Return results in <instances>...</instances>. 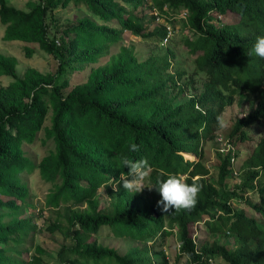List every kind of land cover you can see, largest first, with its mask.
I'll return each mask as SVG.
<instances>
[{
	"label": "trees",
	"instance_id": "obj_1",
	"mask_svg": "<svg viewBox=\"0 0 264 264\" xmlns=\"http://www.w3.org/2000/svg\"><path fill=\"white\" fill-rule=\"evenodd\" d=\"M119 1L123 4L118 0H40L26 13L0 0L6 39L41 43L49 53L54 52V45L48 41L44 20L48 12L83 3L101 25L84 20L67 27L77 35L76 41L67 43L62 38L59 46L63 57L75 56L72 60L82 64L96 63L125 33L166 47L172 39L167 27L155 25L149 31L157 17L146 18V8L156 9L169 26L178 23L174 17L187 14L185 24L195 37L186 39V44L200 54L197 66L206 76L200 94L177 102L171 92L182 86L179 82L184 73L172 75L173 51L162 49L140 61L131 49L123 47L110 65L94 69L88 83L76 86L67 96L54 87L55 111L48 136L55 139L57 152L45 161V168L52 170L53 179L57 175L62 179L56 201L67 206L69 219L68 225L49 230H61L75 243L64 247L58 260L61 264H169L165 255L154 261V253L148 249L121 256L101 246L98 237L103 227H109L118 237L145 242L157 238L153 244H158L176 228L180 242L177 264L184 257L186 264H211L217 259L227 264H264V136L243 161L242 183L234 189L226 187L233 173L232 153L217 151L216 180L209 177L210 168L203 161L206 143L216 139L224 112L238 96L245 94L255 107L234 124L228 138L235 145L247 143L249 130L264 123V59L252 51L256 38L264 36V0H153L151 7L150 0ZM219 14L223 23L217 21ZM16 65L15 58L0 54V68L8 76L16 75ZM18 85L22 91L31 88V92L55 82L41 76L22 79ZM36 101L25 112L5 107L0 116V188L16 198L20 193L9 164L22 162L21 140L34 138L44 121L45 112L40 100ZM132 143L138 151H129ZM184 153L197 159H186ZM123 155L134 161L146 158L157 185L168 173L183 175L188 184L198 181L203 187L196 206L171 214L161 213L157 204L149 211L142 210L135 205V198L122 191V182L114 209L102 206V187L111 186L110 178L119 180L122 172H129L120 162ZM235 155L237 158L238 149ZM249 195H256L258 202ZM237 201L246 207H236ZM0 208L15 210L17 206L12 200L0 201ZM205 218H209L204 224L209 233L220 234L226 238L224 243L200 240L197 226ZM33 229L30 219L0 222V264H28L25 240L37 232ZM37 250L40 257L36 256L34 263L42 264L44 250Z\"/></svg>",
	"mask_w": 264,
	"mask_h": 264
},
{
	"label": "rangeland",
	"instance_id": "obj_2",
	"mask_svg": "<svg viewBox=\"0 0 264 264\" xmlns=\"http://www.w3.org/2000/svg\"><path fill=\"white\" fill-rule=\"evenodd\" d=\"M118 4L120 3L118 0ZM153 0L149 1V6H153ZM6 4L26 13L31 12L36 6L40 4V0H6ZM128 5V4H126ZM150 8L144 10L146 18L151 17L152 11ZM151 11V12H150ZM154 11V9H153ZM177 15V14H176ZM171 17V12H168ZM165 19V20H164ZM178 23L174 26H166L168 20L161 17L160 21H155L150 26L149 31H153L155 25H164L167 27L168 33H171L172 39L166 45L157 44L154 41L144 40L141 37H134L130 33H125L122 36L121 42L109 45L107 51L97 60L96 63H81L75 62L72 59L63 57L60 51V44L62 38H65L67 43L74 41L77 35L69 33L67 27L78 24L84 20H91L101 25V20L88 12L86 6L81 4L71 3L66 8L58 10H50L45 17V22L48 25V41L54 45V52L49 53L45 46L41 43H25L18 41H8L6 39V27L2 24L0 19V54L5 57L16 59V75L8 76L0 68V116L3 114L5 107L20 108L21 112L30 110L37 104L36 99L40 100L42 111L45 112L44 121L39 130L35 132L34 138H23L21 140L22 162L10 163L12 167V179L16 183V189L19 196L13 197L5 195L6 193L0 188V201L12 200L17 206V209L0 208V222L9 223L21 219H30L31 223L37 230L35 234L30 233V236L25 240L26 249L25 254L28 264H35V257H40L37 248L44 250V255L41 256L42 264H61L58 260V254L64 247H73L74 242L65 236L61 230L50 232L49 228L54 226L68 225L69 215L65 205L57 204L56 196L62 179L59 175L55 179L51 177L52 170L45 168V161L52 158L57 152V144L54 138L48 136V130L53 126V116L55 105L53 102L54 87L60 88L61 94L67 96L76 86L88 83L89 76L94 69L110 65V63L121 53L123 47L131 49L140 61L147 60L152 53L160 52L162 49L173 51L175 60L173 61V68L171 73H184L182 80L179 82L182 86L179 89L171 92L172 98L177 102L183 103L189 100L193 95L200 94L203 91V83L206 80L204 73L199 71L197 66V57L200 54H195L186 44V39H193L190 29L185 24V20L179 16L175 17ZM226 20V19H225ZM170 28V30L168 29ZM76 41V40H75ZM68 61V62H67ZM72 61V63H69ZM66 63V64H65ZM69 63V64H68ZM45 77L47 81L55 82V85H45L43 90L38 89L30 91H22L21 85L16 87L17 83L22 79H35ZM16 87V88H14ZM64 87V88H63ZM183 89V90H181ZM41 90V91H40ZM34 98V100H33ZM251 98L245 94L238 96L235 103L227 107L221 119V129L216 134V139L209 141L204 149V163L210 168V178L217 179V151L226 153V144L228 141L233 142L228 138L234 124L245 118L254 109V104ZM32 110V109H31ZM13 112H17L12 110ZM8 119V114L5 115ZM249 141L247 143H236L234 147L238 149L239 155L233 165V169L241 175L237 178L232 175L226 182L228 189H234L242 183L243 178V161L254 149L259 139L264 136V123L258 124L249 130ZM222 140V141H220ZM236 140V139H235ZM234 140V141H235ZM222 153V154H224ZM227 154V153H226ZM185 158L195 159L192 154H184ZM186 158V159H187ZM53 163V162H51ZM232 163V162H231ZM14 166V168H13ZM241 168V171L239 170ZM158 186L152 175L145 187H153L150 191L145 188L140 193L127 192L123 187L122 191L129 195V198H135V205L139 209H153L157 201L161 199L159 192L156 190ZM119 191H114L112 186L102 187L100 190L101 205L110 209H114V205L119 197ZM255 202H258L256 195H249ZM236 207H246L244 203L235 204ZM82 206L81 209H85ZM197 231L200 235L201 241L220 240L222 243L226 238L213 235L209 233L204 223L197 226ZM166 238L165 241H158V244H153L154 240L140 241L138 238L118 237L109 227H103L100 231L98 242L101 246L113 249L121 256H125L134 251H143L148 249L154 261L161 260L162 255H165L169 260V264H177L176 257L179 255V235L178 232ZM161 243V244H159ZM0 247H3L0 244ZM186 257L181 259L178 264H186ZM211 264H227L222 259L215 260Z\"/></svg>",
	"mask_w": 264,
	"mask_h": 264
},
{
	"label": "clouds",
	"instance_id": "obj_3",
	"mask_svg": "<svg viewBox=\"0 0 264 264\" xmlns=\"http://www.w3.org/2000/svg\"><path fill=\"white\" fill-rule=\"evenodd\" d=\"M223 22L224 20L221 23ZM252 51L255 53L256 56L261 59H264V36H258L256 38ZM228 143H231L233 145L235 144L234 142L230 141H228ZM138 150L139 149L136 144H130V152H136ZM236 152L237 149L235 147V151H230L229 153L235 154ZM194 157L195 159L193 160H196L197 157L195 155ZM120 162L124 167H127L129 169V172L127 173V175L122 172L119 180H113L112 178H110V183L114 191H119L118 185H120L121 182L123 188L127 192L140 193L145 188H148L150 191L152 190L153 187H145L146 182L149 181L154 171L153 167L150 165L149 161L146 158L134 161L130 159L127 155H123L121 156ZM233 165L234 164L232 163V175L237 178L238 176H240V173L235 176V170L233 169ZM202 187V184H200L198 181H194L192 184H188L183 175L168 173L167 179L161 181L158 186L155 187L161 197V199L157 201V208L163 214H171L174 211L179 212L191 210L198 203V198L200 192L202 191ZM208 220L209 218H205L203 222H200V224L198 225H201V223L205 224V222ZM173 230L175 233H177L176 228H174ZM179 246L180 245H178V247Z\"/></svg>",
	"mask_w": 264,
	"mask_h": 264
},
{
	"label": "built area",
	"instance_id": "obj_4",
	"mask_svg": "<svg viewBox=\"0 0 264 264\" xmlns=\"http://www.w3.org/2000/svg\"><path fill=\"white\" fill-rule=\"evenodd\" d=\"M152 14L153 15H155L156 17H157V19H156V21H160L161 20V15H160V13L156 10V9H154V11H152ZM179 17L181 18V19H183V20H185V22L187 21V18H188V16H187V14H184V13H182V14H180L179 15ZM175 18V17H174ZM224 20V17H223V15H218L217 16V21H219V23H221L222 21ZM166 26H169L168 24H167V22H166ZM169 30H170V28H168ZM169 34H171V33H169ZM169 36H171V35H169ZM168 36V37H169ZM165 42H167V40L165 41ZM220 141H222V140H220ZM226 153H229L230 151H235V147H234V145L233 144H231V143H227L226 144ZM222 153H224V152H222ZM235 162H236V158H235V154H233V157H232V163L233 164H235ZM235 176H237L238 175V172H236L235 171ZM180 247V246H179Z\"/></svg>",
	"mask_w": 264,
	"mask_h": 264
}]
</instances>
